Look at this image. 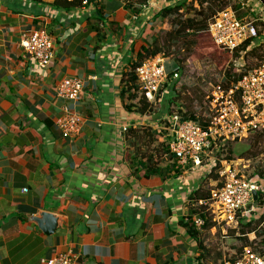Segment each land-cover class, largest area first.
I'll use <instances>...</instances> for the list:
<instances>
[{"label": "crops", "instance_id": "1", "mask_svg": "<svg viewBox=\"0 0 264 264\" xmlns=\"http://www.w3.org/2000/svg\"><path fill=\"white\" fill-rule=\"evenodd\" d=\"M137 1L100 0L81 8L57 0H0V264H44L60 254L76 264H214L205 234L227 231L246 246L238 227L223 229L211 220L210 229L189 234V197L216 180L206 166L181 171L159 154V144H167L159 130L168 116L162 109L140 114L124 107L138 101L122 100L121 92L140 49L169 30L158 13L190 0ZM231 1L250 6L252 21L264 24L258 0ZM30 32L53 41L46 68L20 46ZM67 78L82 83L75 101L56 94ZM67 113L81 124L65 138L56 122ZM149 156L157 162L155 173L144 164ZM41 213L56 218L53 232L34 221ZM261 218L257 234L245 237L264 248V195L246 221Z\"/></svg>", "mask_w": 264, "mask_h": 264}, {"label": "built area", "instance_id": "2", "mask_svg": "<svg viewBox=\"0 0 264 264\" xmlns=\"http://www.w3.org/2000/svg\"><path fill=\"white\" fill-rule=\"evenodd\" d=\"M77 3L88 8L100 0H57ZM172 1V0H167ZM240 21L231 8L216 13L208 24L207 34L214 46L233 55L243 43L256 37L253 23ZM23 52L39 68H46L53 59V41L44 32L24 34L20 40ZM178 66L163 54L143 59L134 71L139 97L155 108L161 103L162 89L178 78ZM82 83L77 79H63L56 88L58 97L75 101L81 93ZM162 92V93H161ZM206 110L199 121L183 118L172 112L160 127L167 145V155L181 171L199 169L204 166L216 175L215 185L207 199L198 201L212 222L223 229H236L240 219L246 220L254 211L252 194L260 190L256 181L244 176L239 170L242 159L226 160L221 153L234 142L247 140L260 134L264 137V58L253 70L240 76L236 83L227 88L213 87L206 98ZM198 118V117H197ZM81 119L76 114H65L57 120L56 127L63 137L78 132ZM128 127L120 134L124 136ZM246 167L241 166V170ZM26 193V190H23ZM204 219L193 215L190 225L196 233L204 232ZM77 259L68 254L51 257L44 264H76ZM222 264H264V256L258 255L249 246L241 248L237 259H223Z\"/></svg>", "mask_w": 264, "mask_h": 264}, {"label": "rangeland", "instance_id": "3", "mask_svg": "<svg viewBox=\"0 0 264 264\" xmlns=\"http://www.w3.org/2000/svg\"><path fill=\"white\" fill-rule=\"evenodd\" d=\"M210 5L216 12L225 9L228 5H231L232 10L234 9L231 0L210 1L208 6ZM250 9L251 7L248 6V10ZM262 10L261 13L264 15V7H262ZM246 17V21H252L248 13ZM255 29L256 37L249 42L247 47L239 48L233 55L217 51L207 33L197 35L196 44L190 50L187 49L189 51L181 49L177 55H173L174 51L170 50L168 56L164 55L178 66L179 69L177 73L178 78L175 81H170L162 89L163 92L173 87L174 92V95H169V91L166 90V93L169 95L167 97H164L161 92L163 97H161L162 111L169 112L167 113L169 115L177 111L183 118L187 119L203 115L206 110V98L213 87L217 85L225 86L224 84H227L228 81L226 82L225 76L227 72L235 76H241L256 68L263 60L264 30L261 26H256ZM162 38L163 35L158 39L161 40ZM230 79H232V76ZM155 141L154 139L153 142ZM155 152L157 155L159 150ZM221 155L228 161L242 159L243 162L240 163L239 170L244 176L256 181L264 189V137L262 135L255 134L245 141L231 143ZM242 165L246 167L244 170H241ZM212 185H214L213 182ZM212 187H207L204 191L209 192ZM205 237L206 244L214 253L211 257L215 259L218 258L217 255L223 258L229 255L232 249H236L235 252H237L242 248V245L240 246L236 238L228 231L223 234V237L219 233L213 235V237L206 233ZM211 238H213L212 243L209 242ZM254 246L256 251L264 255V248L260 247L259 244ZM211 262L214 263L213 261Z\"/></svg>", "mask_w": 264, "mask_h": 264}, {"label": "trees", "instance_id": "4", "mask_svg": "<svg viewBox=\"0 0 264 264\" xmlns=\"http://www.w3.org/2000/svg\"><path fill=\"white\" fill-rule=\"evenodd\" d=\"M146 0H138L137 4H143L145 3ZM219 2L221 0H190L189 2L186 1H182L179 3H176L173 6L170 7H166L164 9H162L157 17H160L163 20H166L168 25H169V30L163 34V38L160 39H154L153 43L151 44V46H143L140 49V52L138 53V62L132 66L131 70L129 71V75L128 78L126 80V87L122 90L121 92V99L122 100H126L128 102L130 101H134L135 99H138V101L135 103V105H131V104H126L124 107L126 110H131V108H135L136 112L140 113V114H153L155 112H157L158 110L162 109V102L157 105L155 108H153L151 105H149L148 103H146L143 98L139 97V89L137 87L136 84V79H135V75H134V71L136 69V67L140 64V62L148 57H152L158 54H163V55H169V51H174L172 54L173 55H177L179 53V51L181 49H189L191 47H193L196 44V38L197 35L201 34V33H207V28H208V24L211 21V19L216 15L215 10H213L212 6H208L209 2ZM226 5V4H225ZM233 11L236 14V17L238 20L243 21L244 18L247 16V13L250 15V17L255 20L257 19L253 13H250L249 10L245 9L244 7H242L240 4H235L233 6ZM130 9L132 10V12L138 13L139 8H134L132 7V5L130 6ZM215 11V12H214ZM222 11V10H221ZM220 12V11H219ZM237 13H239V15H237ZM246 14V15H245ZM239 16V17H238ZM243 17V18H242ZM254 27L256 26H261L262 29L264 30V24L260 23V22H254L253 23ZM258 32V31H257ZM208 35V34H207ZM251 40L246 41L245 43H243L241 45V49L245 48L248 46L249 42ZM212 42V41H211ZM213 44V43H212ZM214 46V44H213ZM215 47V46H214ZM216 48V47H215ZM217 49V48H216ZM187 50V51H189ZM217 51L224 53L220 50L217 49ZM238 51V50H237ZM228 54V53H225ZM226 82L227 84H224L225 86H222L223 88H227L231 85V83H236L240 76H235L230 74L229 72L226 73ZM232 76V79H230ZM169 91V95H174L173 92V87H170L168 89H166ZM165 93L163 91V96L167 97L169 96L167 93ZM163 98V97H162ZM164 112V111H163ZM166 115L169 116V112H164ZM190 119L192 120H196L199 121V123L203 126L205 125L203 123V118H196V117H190ZM160 147V152L159 154L163 155V154H167V147L165 145L164 142H161L159 144ZM158 147V148H159ZM157 157H159V155H156ZM171 158V156L169 157ZM149 167H154L157 165V162L154 161L153 156H149L146 159V162L144 163ZM153 169V168H152ZM151 172L155 173L156 170L153 169ZM214 173V171H212ZM212 173V174H213ZM210 175L211 178L216 180V175ZM264 180V179H263ZM198 190L195 194L191 195L189 197V203L191 206V215L188 218V224H185L188 228L189 234L192 237H196V234L193 232L194 230L192 229L190 223V219L193 215H198L200 216L202 219H204V230H208L212 227V224L210 222V218L208 217V214L205 211L204 207H199L197 206V202L207 199L209 197V192H206L204 190ZM264 194H262L261 192L258 191V200L255 201L254 205H260L261 204V198ZM263 204V203H262ZM262 221V218L259 221H246L244 219H240L238 221V234L240 237H238L239 241H243L245 243L246 246H249L253 249V251H255L258 255L260 256H264L263 254H261L259 251H256L255 246L248 241V239L245 237L247 234L250 233H254L255 235L257 234L256 232V227L257 225H259ZM229 233L233 236L235 233L234 231H229ZM199 246L200 248L203 250V256L207 257L210 254V250L207 249L205 246L202 245L201 242H199ZM240 249L239 251L235 252L234 254H229L226 257L221 258L220 255H217L218 258L214 260V264H222L223 259L228 258L230 261H233L235 259H237V257L239 256L240 253ZM201 264H204L203 262Z\"/></svg>", "mask_w": 264, "mask_h": 264}, {"label": "water", "instance_id": "5", "mask_svg": "<svg viewBox=\"0 0 264 264\" xmlns=\"http://www.w3.org/2000/svg\"><path fill=\"white\" fill-rule=\"evenodd\" d=\"M258 1L264 7V0H258ZM252 197H253V201L255 202L257 200V193H253ZM34 221L46 233H51L54 231L55 223H56L55 217H53L49 214L41 213L34 219Z\"/></svg>", "mask_w": 264, "mask_h": 264}]
</instances>
